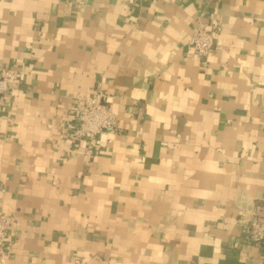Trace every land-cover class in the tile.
<instances>
[{
	"label": "crops",
	"instance_id": "0c3cea01",
	"mask_svg": "<svg viewBox=\"0 0 264 264\" xmlns=\"http://www.w3.org/2000/svg\"><path fill=\"white\" fill-rule=\"evenodd\" d=\"M7 67L4 264H264V0H0ZM98 86L122 132L72 142Z\"/></svg>",
	"mask_w": 264,
	"mask_h": 264
},
{
	"label": "built area",
	"instance_id": "2783aa9c",
	"mask_svg": "<svg viewBox=\"0 0 264 264\" xmlns=\"http://www.w3.org/2000/svg\"><path fill=\"white\" fill-rule=\"evenodd\" d=\"M215 31H218V28ZM215 31L200 24L190 38L189 49L200 58L209 57L215 49ZM22 79L23 73L20 69L11 67L0 69V109L11 108L15 85ZM82 101L77 121L69 137L72 142L93 140L101 135L121 134L112 97L101 86L96 88L94 94L86 95ZM14 224L12 217L0 218V264H4L10 257L13 245L11 228ZM247 233L252 243H264V222L254 215L247 226Z\"/></svg>",
	"mask_w": 264,
	"mask_h": 264
}]
</instances>
